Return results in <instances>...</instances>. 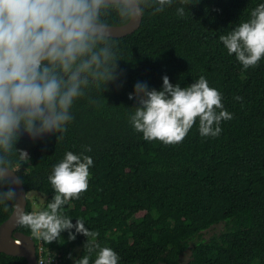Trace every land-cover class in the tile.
Wrapping results in <instances>:
<instances>
[{
  "label": "trees",
  "instance_id": "1",
  "mask_svg": "<svg viewBox=\"0 0 264 264\" xmlns=\"http://www.w3.org/2000/svg\"><path fill=\"white\" fill-rule=\"evenodd\" d=\"M256 2L198 0L187 6L183 18L175 6L146 14L136 31L112 38L119 49L118 75L101 89L102 98L95 90L90 93L99 98L97 104L78 99L73 120L57 139L53 133L39 140L19 136L14 146L30 159L16 174L27 193L46 197L42 207L53 195L47 180L51 166L66 151L91 147L85 152L93 159L88 187L64 210L73 223L82 219L98 236L77 233L68 240L62 232L57 241H41L61 264L84 254L86 239L111 247L119 264H264V57L243 69L218 39ZM162 75L182 87L204 75L221 93L224 108L233 115L221 120L218 136L201 137L194 123L181 142L165 145L145 141L133 130L127 118L135 100L128 93L137 81L159 88ZM234 95L243 99L236 101ZM13 205L0 206V223ZM25 211H34L29 200ZM217 225L222 228L203 238ZM17 230L31 235L27 227ZM0 264L26 260L0 253Z\"/></svg>",
  "mask_w": 264,
  "mask_h": 264
},
{
  "label": "clouds",
  "instance_id": "2",
  "mask_svg": "<svg viewBox=\"0 0 264 264\" xmlns=\"http://www.w3.org/2000/svg\"><path fill=\"white\" fill-rule=\"evenodd\" d=\"M198 0H0V206L7 209L16 201L14 185L22 182L16 173L30 157L14 145L20 132L36 138L46 133L63 134L73 120L72 107L80 98L97 104L101 89L117 79L119 49L110 24L114 20L138 21L174 7L183 18L189 4ZM228 55L243 69L255 66L264 57V0H257L229 30L218 37ZM95 90L99 98L90 95ZM135 104L128 123L145 141L165 145L182 141L194 123L201 137H216L221 120L232 113L223 104L221 93L209 86L204 75L181 86L161 76L159 88L137 81L128 93ZM236 101L243 98L233 97ZM91 151H66L51 166L47 180L53 189L46 207L25 211L16 204L15 222L27 227L33 237L48 243L67 232L95 238L98 233L82 219L65 213L69 199H78L88 187ZM36 247V244H35ZM84 254L72 264H119L120 256L95 239H86ZM36 253V252H35ZM70 255V254H69ZM53 259L49 253L47 261Z\"/></svg>",
  "mask_w": 264,
  "mask_h": 264
},
{
  "label": "water",
  "instance_id": "3",
  "mask_svg": "<svg viewBox=\"0 0 264 264\" xmlns=\"http://www.w3.org/2000/svg\"><path fill=\"white\" fill-rule=\"evenodd\" d=\"M142 19V18H141ZM141 19L135 22H126L122 25H110L112 30L111 38H120L127 36L136 31L141 23ZM52 133L42 134L39 137L32 138L24 132H20L19 136L26 140H39L50 136ZM18 194V199L14 201L13 209L6 220L0 223V253L10 256L22 257L26 260V264H37L35 253V242L32 235H26L17 230L18 224L15 222L16 204H19L24 210L27 205V192L22 182L14 185ZM19 242V244H15Z\"/></svg>",
  "mask_w": 264,
  "mask_h": 264
},
{
  "label": "rangeland",
  "instance_id": "4",
  "mask_svg": "<svg viewBox=\"0 0 264 264\" xmlns=\"http://www.w3.org/2000/svg\"><path fill=\"white\" fill-rule=\"evenodd\" d=\"M28 200L31 202L32 209L35 211V210L40 209L44 205L46 197L41 196L35 192H28L27 193V201ZM137 216H139V215H137ZM221 228H222V225H217L213 228H210L208 231L204 232L202 234V236H203V238H208L212 233L218 232ZM195 241H196V239L191 241L189 243V246H192ZM188 255H189V250L185 251V253H183L181 255L180 260L182 263L186 262V260L188 259Z\"/></svg>",
  "mask_w": 264,
  "mask_h": 264
},
{
  "label": "built area",
  "instance_id": "5",
  "mask_svg": "<svg viewBox=\"0 0 264 264\" xmlns=\"http://www.w3.org/2000/svg\"><path fill=\"white\" fill-rule=\"evenodd\" d=\"M35 252H36V263L37 264H41L42 260L47 261L49 253L52 254V256H53V259L51 260V264H61L60 259L57 256V253L48 252L47 250H45L43 248L41 240H37Z\"/></svg>",
  "mask_w": 264,
  "mask_h": 264
},
{
  "label": "bare ground",
  "instance_id": "6",
  "mask_svg": "<svg viewBox=\"0 0 264 264\" xmlns=\"http://www.w3.org/2000/svg\"><path fill=\"white\" fill-rule=\"evenodd\" d=\"M15 244H19V242H15Z\"/></svg>",
  "mask_w": 264,
  "mask_h": 264
}]
</instances>
